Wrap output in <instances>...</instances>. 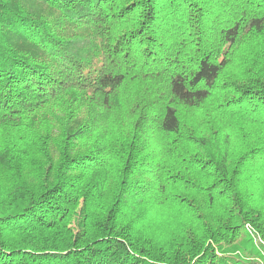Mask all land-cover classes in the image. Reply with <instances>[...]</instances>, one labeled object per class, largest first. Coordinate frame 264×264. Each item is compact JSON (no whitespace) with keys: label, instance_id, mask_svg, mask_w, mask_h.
I'll return each instance as SVG.
<instances>
[{"label":"trees","instance_id":"trees-1","mask_svg":"<svg viewBox=\"0 0 264 264\" xmlns=\"http://www.w3.org/2000/svg\"><path fill=\"white\" fill-rule=\"evenodd\" d=\"M208 101L264 123V0H0V264H264V137Z\"/></svg>","mask_w":264,"mask_h":264},{"label":"rangeland","instance_id":"rangeland-1","mask_svg":"<svg viewBox=\"0 0 264 264\" xmlns=\"http://www.w3.org/2000/svg\"><path fill=\"white\" fill-rule=\"evenodd\" d=\"M237 72V65L232 63L223 71L221 79L229 73L234 75ZM209 102L210 101L203 103L196 109L189 107L183 109L182 120L186 121L188 125L190 124L196 132L208 134L218 139H220L224 133H227L233 146L237 148V151L245 143L256 140V138L264 137V123L253 121L250 123H243L241 121L242 117L236 116L237 114L222 115L218 111L219 109H215V114L212 115ZM244 189L246 191L248 187H243V190ZM252 225V223H246V228L252 231L254 229ZM241 241L243 240L239 239L237 243Z\"/></svg>","mask_w":264,"mask_h":264}]
</instances>
